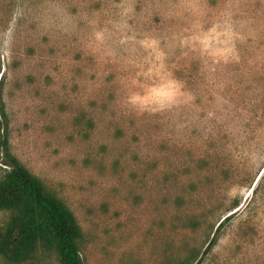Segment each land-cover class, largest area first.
Returning <instances> with one entry per match:
<instances>
[{"label":"rangeland","instance_id":"rangeland-1","mask_svg":"<svg viewBox=\"0 0 264 264\" xmlns=\"http://www.w3.org/2000/svg\"><path fill=\"white\" fill-rule=\"evenodd\" d=\"M0 79L83 264H264V0H0Z\"/></svg>","mask_w":264,"mask_h":264},{"label":"trees","instance_id":"trees-1","mask_svg":"<svg viewBox=\"0 0 264 264\" xmlns=\"http://www.w3.org/2000/svg\"><path fill=\"white\" fill-rule=\"evenodd\" d=\"M0 115L5 117L1 104ZM0 156L8 168L0 177V211L9 213L0 229V256L9 264H21L41 249L56 253L61 264H83L77 245L82 230L72 211L11 154L3 134ZM228 219L218 222L214 235Z\"/></svg>","mask_w":264,"mask_h":264}]
</instances>
